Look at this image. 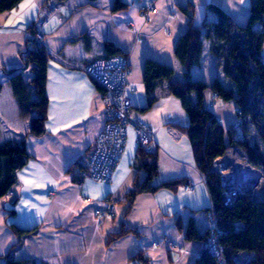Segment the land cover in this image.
Segmentation results:
<instances>
[{
  "label": "crops",
  "instance_id": "0c3cea01",
  "mask_svg": "<svg viewBox=\"0 0 264 264\" xmlns=\"http://www.w3.org/2000/svg\"><path fill=\"white\" fill-rule=\"evenodd\" d=\"M123 1L128 7L112 12V0H22L0 13V143L24 138L32 155L18 172L17 181L0 198V264L9 251L16 259L32 258L47 264H194L201 244L187 240L185 228L193 216L202 229L203 213L193 210L208 207L210 199L182 131L189 120L179 99L164 94L150 109L140 110L146 104L144 62L152 59L169 65L174 77L180 79L182 68L174 48L187 25L188 13L183 9L192 11V23L197 26L204 20H216L215 14L206 10L208 3L219 5L234 21L245 24L250 0ZM152 2L156 12L145 20L141 11ZM32 24H42L43 44L51 54L46 69V132L40 137L27 134L33 114L20 115L4 73L23 67ZM105 41H111L130 59L127 96L131 115L152 128L153 150L158 156V175L152 184L185 180L175 190L160 188L137 194L127 212L125 194L135 179L141 181L145 176L134 167L138 143L133 128L128 129L124 152L110 181L73 178L75 161L94 143L104 117L100 89L68 64L104 58ZM210 44L203 40L201 59L190 74L208 83L214 78L224 82L220 58L209 53ZM23 73L28 80L30 69ZM202 102L224 127L236 120L234 110L224 106L210 89L203 92ZM187 183L192 184L190 189L185 188ZM107 203L113 205L111 213L104 210ZM96 209H101L102 215H96ZM176 220L181 221V229ZM11 223L31 231L18 235L9 227ZM122 226L137 233L124 234L107 244L108 235Z\"/></svg>",
  "mask_w": 264,
  "mask_h": 264
},
{
  "label": "trees",
  "instance_id": "16d2710c",
  "mask_svg": "<svg viewBox=\"0 0 264 264\" xmlns=\"http://www.w3.org/2000/svg\"><path fill=\"white\" fill-rule=\"evenodd\" d=\"M22 0H0V13L13 9ZM128 4L123 0H112L111 11L125 10ZM187 14V25L174 48V55L182 68L180 79L174 77V68L146 59L144 62L143 83L146 93V104L140 109L146 111L164 94H171L179 99L183 110L188 116V126L182 131L187 135L197 170L204 176L210 205L193 210L203 213L202 229L199 220L190 216L185 228V238L197 241L201 249L194 264H217L216 257L203 246L208 236V217L210 210L216 218L218 243L221 246L225 264H240L233 257L247 254L244 264H264V193L261 199L249 195H237L231 205H225L221 198L222 186L219 175L210 170L214 159L224 153L233 144L247 155L248 162L264 173V62L259 54L264 45V0H250L249 12L245 24L234 21L219 5L208 3L206 10L215 14L213 22L203 21L199 26L192 23V11L184 8ZM261 24V29H255ZM38 27H29L31 34ZM87 34H83V37ZM203 40H210L209 53L220 58L224 82L214 78L210 83L192 78L190 69L199 63L202 55ZM28 41V40H27ZM217 44V45H215ZM123 54L111 41L103 43L104 58ZM51 54L44 44L27 46L23 52V67L7 69L4 73L11 86L12 93L18 102L19 113L22 116L33 114L29 121L28 133L35 137L45 132V121L48 110L46 94V69ZM30 69V78L24 77V70ZM98 87V86H97ZM99 88V87H98ZM1 89V83H0ZM100 89V88H99ZM210 89L217 98L234 104V113L239 122L243 139L236 141V124L224 127L216 115L203 106V92ZM249 127L252 128L257 141L249 144L246 138ZM32 155L28 152L25 139L5 141L0 143V198L8 193L17 181L18 172L27 164ZM77 169L74 180L82 179L83 167L80 161L73 165ZM134 167L143 171V180L135 179L127 191L124 202L126 212L131 208L135 196L142 192H154L160 188L175 190L184 179H173L153 185L152 181L158 175L157 152L146 150L138 145ZM179 229L180 220H176ZM9 227L18 235L31 230L17 227L13 223ZM137 233L134 229L122 228L108 235L107 244L116 238ZM3 264H47L38 263L32 258H14L10 251L2 255ZM136 257L141 258L140 254Z\"/></svg>",
  "mask_w": 264,
  "mask_h": 264
},
{
  "label": "built area",
  "instance_id": "2783aa9c",
  "mask_svg": "<svg viewBox=\"0 0 264 264\" xmlns=\"http://www.w3.org/2000/svg\"><path fill=\"white\" fill-rule=\"evenodd\" d=\"M51 12L56 11L53 9ZM154 12H156L154 2L146 5L141 11L145 20ZM43 38L44 31L40 24L37 31L30 34L26 44L27 46L42 45ZM259 58L264 62V45H262ZM68 65L81 70L100 88L103 106V128L92 146L79 159L83 167L81 177L102 182L110 181L124 152L129 128L135 130L139 146L146 150H152L154 146L152 128L131 115L132 103L127 96L128 75L131 70L130 59L127 54H118L91 63L78 62ZM223 103L229 102L223 101ZM232 107L234 110L237 109L234 104ZM238 123H236L237 131L234 135L236 141L243 139ZM228 151H231L229 156ZM232 154L238 155L240 160L235 162ZM210 170L219 175L222 186L221 198L225 205H231L235 197L240 194L253 197L251 189L261 175L258 168L248 162L244 151L241 148L238 149V144L228 146L222 155L216 157ZM201 178L204 182L205 178L202 174ZM191 187V183L185 185L186 189ZM86 199L90 201V198ZM112 207L111 203H107L104 207L105 212L111 213ZM95 214L102 215L101 209H96ZM207 217L208 236L203 246L216 257L217 264H225L222 249L218 243L216 218L212 210L208 212ZM248 258L246 253L233 257L240 264H244Z\"/></svg>",
  "mask_w": 264,
  "mask_h": 264
},
{
  "label": "rangeland",
  "instance_id": "374dc122",
  "mask_svg": "<svg viewBox=\"0 0 264 264\" xmlns=\"http://www.w3.org/2000/svg\"><path fill=\"white\" fill-rule=\"evenodd\" d=\"M256 28L257 29H261V24H256ZM223 105L224 106L227 105V107H229L232 111L234 110L233 107H232V104L223 103ZM216 109H218V108H216ZM236 123H237V118H236V120H234V124H236ZM246 138H247V141H248L249 144H252L253 141H257V138L254 135L251 127H249V132H247ZM239 148H241V147H239V145H238V149ZM230 149H232V148H230ZM230 152L231 151H228L227 152V155L228 156L231 155ZM232 156H233L235 162H237V160H240L239 157H238V155H233L232 154ZM258 170L260 171V174H261L260 175V179L258 178V180L256 181V183L254 184V186L251 189V191H252V194L251 195L255 199H261L262 193H264V173H262V171L259 168H258Z\"/></svg>",
  "mask_w": 264,
  "mask_h": 264
},
{
  "label": "snow or ice",
  "instance_id": "6c2138e0",
  "mask_svg": "<svg viewBox=\"0 0 264 264\" xmlns=\"http://www.w3.org/2000/svg\"><path fill=\"white\" fill-rule=\"evenodd\" d=\"M22 8L25 7L24 5L21 6Z\"/></svg>",
  "mask_w": 264,
  "mask_h": 264
},
{
  "label": "bare ground",
  "instance_id": "6f19581e",
  "mask_svg": "<svg viewBox=\"0 0 264 264\" xmlns=\"http://www.w3.org/2000/svg\"><path fill=\"white\" fill-rule=\"evenodd\" d=\"M257 173H258V172H256V175H258Z\"/></svg>",
  "mask_w": 264,
  "mask_h": 264
}]
</instances>
